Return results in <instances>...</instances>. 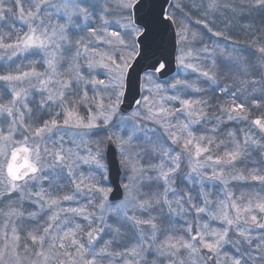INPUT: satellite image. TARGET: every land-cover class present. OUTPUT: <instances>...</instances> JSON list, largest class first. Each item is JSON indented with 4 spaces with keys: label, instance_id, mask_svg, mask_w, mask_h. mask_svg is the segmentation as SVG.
Wrapping results in <instances>:
<instances>
[{
    "label": "snow or ice",
    "instance_id": "1",
    "mask_svg": "<svg viewBox=\"0 0 264 264\" xmlns=\"http://www.w3.org/2000/svg\"><path fill=\"white\" fill-rule=\"evenodd\" d=\"M143 7L0 0V50L8 60L39 58L0 74V264H264V196L245 202L229 191L214 202L204 190L205 181L227 187L225 169L252 148L264 157L248 133L227 131L231 148L218 139L264 105V43L255 63L235 42L217 43L207 67L191 62L199 56L190 48L209 34L229 39L211 26L216 14L264 10V0H176L151 21L139 16ZM166 22L177 67L196 81L162 80L168 61L148 56L153 24ZM250 122L264 132V117ZM231 180L264 190L256 167Z\"/></svg>",
    "mask_w": 264,
    "mask_h": 264
},
{
    "label": "rangeland",
    "instance_id": "2",
    "mask_svg": "<svg viewBox=\"0 0 264 264\" xmlns=\"http://www.w3.org/2000/svg\"><path fill=\"white\" fill-rule=\"evenodd\" d=\"M175 2H176V0H172V4L175 3ZM191 2H192V0H185V3H191ZM226 13H227V15L232 16L233 19H235L234 16H239V15H234L231 12H226ZM214 18H215V16L213 17V19ZM0 24H2V22H0ZM16 27L17 28H24V25L21 22L17 21L16 22ZM3 30L7 31V28H4ZM210 37L213 40V42L216 41L217 37L212 36V35ZM217 40H219V44L222 42L220 44L221 47L228 46L221 39H217ZM216 44H211L210 46H207L209 48V52L208 53H204V52L200 51V49H202L203 46H200V47L196 46V45H194V42H192L190 44V48L193 50V56H197V55L199 56V61L193 60L191 62L200 63L201 66H203V67L209 66L210 63H211V58H212V49L216 47ZM177 55H179V53ZM0 57H3V58H0V74H4L7 71L15 72L18 67H21L24 70H27V65L29 64L30 60L39 59L38 57H28V59H25L23 56H20V57H13L12 60H8L7 56L4 55L3 50H0ZM40 70H42V69H40ZM177 70H178V72H177V75L175 76V78H179V79L187 78L190 81H196L197 74L196 73H192L191 70H186V69H183V68H180V67H177ZM101 78H103V77H101ZM0 86H3V82H0ZM198 95L199 94H194V97H196ZM38 98L39 97H37V99ZM81 112H82V114H85L83 109H81ZM251 117H252V114L249 113V120L248 121H246V122H237L239 124V130L240 131H239V133H237V131L235 130L236 133H237L236 139L242 140L243 136H244V133H248L252 137H254L256 140L260 141L261 143H264V141L262 140V138L260 136L261 132L259 131L258 128H255V126L253 124H251V122H250L251 120H253V119L257 118V117H264V115L253 117V118H251ZM229 125H231V124H229ZM149 126L150 127H156V126L151 125V124H149ZM208 127L210 128L211 125H209ZM159 131H161V133H162V130H159ZM257 131L260 132V134H258ZM17 138L19 139V137H17ZM224 139H225V143H226L227 147L231 148L233 145L230 142V138H228L226 136V134L224 136ZM49 144L51 145V142H49ZM220 151L221 152L223 151V146L221 147ZM255 151H257V150L255 149ZM258 156H259L260 160L264 159V157H262L259 154V152H258ZM260 160L255 162L254 159L245 158L244 160L241 161V162H243L241 164V167L239 166V164L241 162H239V163H237L235 165L234 169H225L224 175H225L226 178H228L227 187H225V185L222 184L219 181H205V189L204 190L210 194V199H212L214 202L217 201V200L225 199L226 195H227V192L231 191L232 193H234V191L230 188V185L232 183H236V184L241 183V185L242 184H246V181L231 180V176L232 175H236L240 171H243L244 174L247 175L248 174V170L253 168V167L259 168L261 172H264V164H261ZM252 162L254 164H256V165L251 166ZM79 171H82L85 176H87L89 174L87 166H82V168L79 169L78 172ZM185 171H187V170L185 169ZM207 171L209 172V174L211 173V169H208ZM247 182H249V181H247ZM250 182H253V181H250ZM179 186L181 188L185 187V185H183V184H180ZM198 187L199 186L197 185V188ZM71 190H72L71 185L70 184H66L65 185V191H69L70 192ZM238 190H241V191L238 192L237 194L234 193V195L235 196H240L241 193H243L245 195V202H246V199H247L248 196H254L253 192H251L250 190L248 191V188L240 187ZM97 201H98V197H97ZM81 203H84V201L81 200ZM73 206H75V205H73ZM29 210H31V209H29ZM255 214H258V213H255ZM193 215H194V213H193ZM173 219L176 220L175 217ZM187 219L191 220V217H188ZM2 222H3V220H2V218H0V223H2ZM163 223L165 225H167L168 220L165 218ZM182 224H183V220H180L179 222L176 223V227L179 228V227L182 226ZM259 232H260V230L257 229L256 230V234H259ZM108 238L109 237L105 236V239H108Z\"/></svg>",
    "mask_w": 264,
    "mask_h": 264
},
{
    "label": "trees",
    "instance_id": "3",
    "mask_svg": "<svg viewBox=\"0 0 264 264\" xmlns=\"http://www.w3.org/2000/svg\"><path fill=\"white\" fill-rule=\"evenodd\" d=\"M172 5V3H171ZM171 5L169 6L168 11H172ZM187 10V9H186ZM198 18V14L193 12L192 13V23L190 24V27L193 30H196L195 26V20ZM235 19L232 18V16L227 15L226 12L218 13L215 15V23L211 25L215 30L222 31L225 36L229 37L227 41H224L222 38L217 37L216 41L213 42L211 39V34H209L207 37H205L203 43L196 41L194 42V45L196 46H204L205 44L207 46H210L211 44L219 43V40L221 39L224 41L228 47H231L233 42H235L236 46L240 49H246V55L250 62L255 63L256 57L259 55L256 53V46L260 43H264V10H260L257 8H252L246 10L245 14L243 16H234ZM222 43V42H221ZM220 43V44H221ZM255 53V55H252ZM175 77V76H174ZM173 77H171L172 79ZM255 78H259L258 74ZM169 79V80H171ZM259 87V86H255ZM252 86H250L249 91H251ZM250 113L252 114V117L262 116L264 115V105H262L260 108H251ZM229 130H236L237 133H239V124L231 123V125H228L227 128H222L221 133L218 137V139H224L225 134ZM258 134L260 132L257 131ZM227 136V135H226ZM262 140L264 141V137L262 134H260ZM251 159H254L255 162L260 160L258 156V152L255 151L254 148L251 149ZM241 162L239 166L241 167ZM250 165V164H249ZM253 162L251 163V166H254ZM249 185H255L254 187H250ZM240 187L248 188V191L250 190L253 192V194H259L260 196H264V190L261 189V187L257 184V182H246V184L241 183H232L230 185V188L234 191L235 194L240 192L241 190H238ZM253 190V191H252Z\"/></svg>",
    "mask_w": 264,
    "mask_h": 264
},
{
    "label": "water",
    "instance_id": "4",
    "mask_svg": "<svg viewBox=\"0 0 264 264\" xmlns=\"http://www.w3.org/2000/svg\"><path fill=\"white\" fill-rule=\"evenodd\" d=\"M171 1L172 0H167V2L166 0H144V7L140 11L139 16L148 21L154 20L155 14L160 12L161 6H163L165 11H168ZM173 28L174 26H168L167 22L164 25L154 23L151 36L145 43L148 56H162L168 61V72L165 74V76L161 77L162 80L171 79V77L176 76L178 72L176 62V56L178 52L174 51ZM143 63L144 61H140V63L134 65V70H132L133 79H135L136 73L139 72ZM132 95V93L129 94V101L132 100ZM134 106L135 105H133V107ZM255 128L258 127L255 126ZM259 131L261 132L260 129ZM261 134L264 137V132H261ZM110 179H115L116 182L119 183L121 177H117L115 175V169H113V175L110 177Z\"/></svg>",
    "mask_w": 264,
    "mask_h": 264
}]
</instances>
